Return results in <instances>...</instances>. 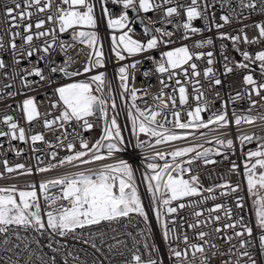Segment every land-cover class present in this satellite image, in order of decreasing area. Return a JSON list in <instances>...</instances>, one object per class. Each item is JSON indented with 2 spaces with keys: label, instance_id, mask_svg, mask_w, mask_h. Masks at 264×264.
<instances>
[{
  "label": "snow or ice",
  "instance_id": "6c2138e0",
  "mask_svg": "<svg viewBox=\"0 0 264 264\" xmlns=\"http://www.w3.org/2000/svg\"><path fill=\"white\" fill-rule=\"evenodd\" d=\"M108 2L98 0L100 16L97 15V0H9V4L4 5L8 27L0 35V78L8 83L0 82V99L22 95L24 98L17 108L27 124L42 119L50 130H62V134L52 143L45 140L44 133L29 135L30 129L21 127L14 116L5 115L0 118V124L5 126L0 128V138H6V150L16 157L22 156L24 150L17 148L12 141L30 143L34 154L39 151L35 147L37 142L50 149L66 150L67 154L60 157L59 152L53 150L45 155H34L35 164L32 165L9 164L7 159L0 160V179L50 173L65 166L78 170L50 179L0 186V246H8L14 239L16 243H12L11 248L28 250L30 244L40 242L39 237H46V247L53 253H59L68 245L58 238L66 241L71 236L100 252L96 237H99V244H104L108 232L103 227H107L115 234L110 237L115 243L108 245V251L123 247L124 251L117 253L125 257L123 264H213L214 260L219 264H264V128L259 133L242 130L244 126L258 123L264 126V49L253 54L239 47L241 43H264V20L244 24L238 35L219 32L236 17L247 19L245 10L250 13L258 10L264 14V0H238L235 7L219 17L222 23L216 22L212 9L215 3H220L221 8L231 5V0H190L188 4L173 3V0H110L125 10L148 12L160 9L164 13L162 22L167 24H173L174 17H184L174 24L175 32L166 27H156L154 31L145 27L144 32L150 37L146 41L130 35L132 29L127 12L115 17L106 7ZM101 18H107V27L120 33L111 35L110 51L119 64L116 69L120 89L118 97L127 109L126 119L130 121L133 139L124 135L125 127L120 123L117 96L113 95L111 82L104 71H97L105 68L107 63L98 34ZM197 20L204 22L203 28L195 25ZM249 27L257 31L251 39L244 31ZM213 28L218 31V39L230 40L234 50L243 58L241 61L230 58L223 51L227 46L222 44L221 56L225 62L222 75L226 77L237 69L246 71L242 77V89L234 95L228 93L227 100L220 91H214L224 83L213 66L217 62L214 51L193 52L187 44H181L160 52L159 59L150 54L159 51L161 46L173 44L176 32L181 33L178 38L184 41ZM65 33L69 40L62 38ZM213 43L210 37L202 38L193 46L203 49ZM77 46H83L79 51L88 50L81 69L73 68L77 61L71 50ZM58 55L62 56L59 61L56 59ZM9 56L10 61L6 59ZM205 58L207 67L201 71L195 61ZM124 61L128 62L121 63ZM145 61L152 62L153 67L144 70L142 75L150 78L156 74L160 90L152 97V104L144 100L145 107L141 108L137 100L148 96L149 90L135 87V80L136 72ZM253 65L258 67L261 79L255 78ZM81 76L84 79H74ZM201 77L208 82L207 89ZM64 78L71 79V82L59 83ZM13 88L15 91H11ZM48 88L52 89L51 96L56 99L49 97L50 110L41 113L37 97L29 93ZM209 91L213 92V97H209ZM138 93L142 95L138 96ZM129 98L130 104L127 103ZM216 99L221 101V105L213 110ZM241 100H247V109L238 111L231 107ZM54 112L58 114L54 115ZM97 116L102 121L101 134L90 146L82 132L96 127L91 118ZM233 127L236 129L235 137L230 135ZM70 136L73 140L68 139ZM142 136L145 139H141ZM189 138L202 139L203 142L142 155L140 164L143 171L121 157V154L155 149L159 145ZM74 140L79 141V147ZM254 142L255 148L244 150ZM205 144L213 146L205 147ZM0 148H5L4 140H0ZM237 149L244 157L243 176L252 202L254 226L243 215L234 216L232 207L224 203L200 208L208 200L232 197L243 191L239 183L233 185L223 177L222 183L205 188L194 170L197 162L205 166L217 164L213 158L216 156L228 160L229 153L235 155ZM94 164L98 166L82 168ZM239 169L240 165L232 161L228 171L238 173ZM138 171L140 183L145 186L147 202L140 192ZM196 197L200 199H193ZM186 208L193 209L192 222L179 215ZM235 208L244 210V196H235ZM222 217L225 222L221 225ZM134 218L143 224L135 236L132 232L122 233L116 227L126 220L123 227L127 229ZM153 219L159 226L163 250L155 240ZM185 224L187 229L194 231L197 242H191ZM93 226L101 227L92 231ZM254 227L257 230L255 234ZM78 229H87V237L84 238V232H78ZM229 230H232L231 234ZM120 235L132 237L131 247L126 241L117 239ZM217 241H222L227 248H222ZM11 248L7 250L11 251ZM72 255L70 251L65 253L64 264H69L67 257ZM39 260L40 264H56L55 256L48 259L41 256ZM74 261L78 262L79 257H74ZM8 264L18 262L9 258ZM93 264L100 262L94 261Z\"/></svg>",
  "mask_w": 264,
  "mask_h": 264
},
{
  "label": "built area",
  "instance_id": "2783aa9c",
  "mask_svg": "<svg viewBox=\"0 0 264 264\" xmlns=\"http://www.w3.org/2000/svg\"><path fill=\"white\" fill-rule=\"evenodd\" d=\"M59 2V0H57ZM181 3V4H188L190 3V0H173V3ZM238 0H231V5H225L223 8H221L220 3H215V7L212 9V11L215 13L216 16V22L222 23V21L219 20V17L221 15L227 14L231 7H235L237 5ZM9 4V0H0V35L4 34V30L8 27V23L5 18L4 14V5ZM106 7H108L113 15L115 17H118L122 12H127L128 15V23L129 27L132 29V32L130 35L133 36L134 39H138L141 41H146L147 38H150L149 36H146L144 29L147 27L150 31H154L156 27H166L169 31H176L174 24L181 22L184 17L181 16L179 18H172L174 20L173 24H167L163 23V17L164 13L162 10H150L148 12H144L142 10H133V9H123L120 5H114L110 2L107 3ZM100 5L97 0V15L100 16ZM240 9L237 8V12H239ZM133 12V14H131ZM235 17V13L233 14ZM244 16L247 17V19H243V17H236L232 20V22L229 25H225L224 28L220 29L219 32H225L230 35H238L239 30L243 27L244 24H253L254 22H258L261 20H264V14L259 13L257 10L254 13H250L249 11H244ZM196 26L203 28L204 22L202 20H197L194 22ZM244 31L248 34L249 38L257 35V31L254 27H249L244 29ZM98 34L101 37L103 48L105 55L107 57V63L106 67L102 69H97V71H104L106 74V78L109 82H111L112 88H113V95L117 96V104H118V111L120 112V123L123 127H125L124 135L126 138L133 139L130 136V121H127L126 119V111L127 109L122 105V102L120 101L118 97V93L120 89L118 88V79H117V73L116 69L118 68L119 64L115 60L114 54L110 51L111 48V35L116 34L119 35L120 33L116 30L109 29L107 27V18H101L99 20L98 25ZM180 32H176V35L173 37L174 43L171 45H168L167 47L161 46L159 51H153L150 54L154 56L156 59L160 58V52L169 50L172 47H178L181 46V44H187L193 52H199V51H214L215 53V60L217 61L213 66L217 70V74L220 76V78L223 80V84L221 86H217L214 91H220L222 96L225 100L228 98V93L235 94L236 91H240L242 89V77L246 74L245 70L237 69L233 73L228 74L226 77L222 75L224 69L223 64L225 63L222 56H221V45H226L227 47L223 50L225 54H227L230 58H234L236 61H241L243 58L240 55V53L236 52L233 48V44L230 40H221L218 39V31L213 28L212 31H204L201 35L194 36L189 40L181 41L178 37L180 36ZM212 38L213 39V45L209 47H205L203 49H197L195 48L194 42L196 40H200L202 38ZM63 39L69 40V35L67 33L63 34ZM8 37L5 35V41H7ZM19 43V41H18ZM83 46H77L76 49L71 50V55L76 58V63L73 65V68L81 69L83 64L85 63V60L87 59V49L85 48L84 51H79V49ZM241 50H247L250 53H255L258 50L264 49V43L260 44H252L247 45L241 43L239 45ZM140 58V57H137ZM8 61L11 60V57H6ZM56 59L59 61L62 59V56H57ZM206 59L195 61L198 64L199 69L202 71L205 67H207ZM128 61H124L121 63H126ZM153 64L150 61H145L143 67L136 72V80H135V87L137 88H148L149 95L144 97L143 100L138 99L137 104L141 107H145L144 100L147 101L148 104H152V97L155 96L159 90V79L156 74H153L150 78H145L142 73L144 70L152 68ZM256 69V79H261L259 75V70L256 65L252 66ZM90 75V74H89ZM183 79V77H180ZM74 79H84L83 76L76 77ZM0 82L2 83H8V81H3L2 78H0ZM71 82V79L64 78L62 80H59V83H69ZM201 82L204 84L205 89L208 87V82L203 80V77H201ZM151 85V87H149ZM16 87H19V84L16 85ZM3 91H8V89H3ZM11 91H15V88L11 89ZM165 91H170V89H166ZM189 91H191V88H189ZM47 93V95L45 94ZM52 89H42L38 93H29V95H35L37 97L38 107L39 111L41 113H47L50 110V102L49 97H51L52 100H55V96H51ZM209 97H213V92L209 91L207 93ZM138 96H141L142 93H138ZM24 97L22 95H17L16 97H5L4 99H0V118H2L5 115H12L16 118L17 121H19L20 126L24 127L28 131V134H34L36 132H41L45 134V140L51 141L52 143L56 142V137L61 136L62 130L59 131H52L47 126L43 124V120H37L34 121L31 125L27 124L25 120L23 119L22 112L19 111L17 108V104L23 99ZM253 99L259 100L258 97L253 96ZM127 103L130 104L131 100L130 98L127 99ZM221 105V101L216 99L214 100L213 110L216 108H219ZM248 102L247 100H241L237 102L235 105H231V107H235L238 111L244 110L248 108ZM260 105H257V108L259 109ZM58 114V112H54V115ZM207 114H205V117ZM183 118V117H182ZM96 124V127L89 131V132H82V135L90 141L91 143L95 142L96 139L101 134V124L102 121L97 117L91 118ZM74 127H77V125H73ZM5 126L0 124V128H4ZM262 128L264 126L260 125L259 123L255 126H244L242 129L243 131H249V132H261ZM79 130V129H78ZM69 131H71V128H69ZM230 135L235 137L236 135V129L233 127L230 131ZM69 140H73V137H69ZM141 139H145V137H141ZM207 139H211V137H208ZM0 140L5 141V148H0V160L7 159L9 161V164H16V163H24L26 165H32L35 164V160L33 159L34 155H45L46 153L50 151H58L59 156L63 157L67 154L66 150L62 149H50L46 144L37 142L35 147L39 150L37 153H33L32 151V145L30 143L25 144L19 141H12V143L17 147L24 150L23 155L20 157H16L14 153L7 151V143L6 138H0ZM67 142V141H66ZM77 147H79V141L74 140ZM203 140H193L192 138H189L187 140L182 141H176L171 144H163L157 146L155 149H143V150H137L136 153H127V154H121L122 158L128 159L134 167L139 168L140 171H143L141 164H140V158L142 155L150 154L153 151H171L176 147H185L188 146L191 143H201ZM213 145L205 144V147H212ZM256 143L247 145L245 147V151H247L248 148H255ZM229 159L224 160L222 156H216L213 157L218 161L217 164H209V165H203L202 162H197V164L194 166V170L199 174L201 178V182L205 188L209 186H213L216 184H220L223 182V180H229L233 185L239 183L243 189V191L233 194L232 197H219L216 200H208L206 203L201 204L200 208H211L216 203H224L227 206L232 207L234 216L236 215H243L245 217L246 221H251L253 223V226L255 224V216L254 212L252 210V202L251 199L248 197L247 194V188H246V180L243 176V163L244 157L240 155L239 149H237L236 154L232 155L229 153ZM120 158V157H118ZM170 160L171 157H168ZM45 160L47 162V157L45 156ZM232 161H235L237 164L240 165V169L238 170V173H230L229 167ZM111 162V161H107ZM160 163H163V161H160ZM98 165H86L82 166V168L86 167H96ZM78 169L72 168L71 166H65L64 168L56 169L50 173H43V174H36L30 177H17L16 179H0V180H12L15 184H24L26 182L31 181H40L43 179H50L53 177H56L58 175H63L66 172H73ZM82 170V169H81ZM140 171L136 173L137 175V181L140 185V192L145 198V202H147V195L145 194V186L143 183H140ZM223 177V180L221 179ZM6 184H2L0 186H4ZM55 191V190H53ZM207 195V193H205ZM217 195H219V190L217 191ZM241 195L245 197V208L243 211L235 208V196ZM193 199H200L199 197L193 198ZM193 209L186 208L184 210H181L179 215L182 217H187L188 222L193 221V217L191 215ZM219 213H214L213 215H216ZM151 215V213H150ZM207 215V213H205ZM203 219V217H201ZM225 222L224 218L222 217L220 224L222 225ZM127 223V221H123L121 225H118L119 231L124 232H132L133 236L136 235L137 231L140 228H143V224L139 222L138 218H134L133 224L129 225L127 229L123 227V224ZM216 225H213L212 227H215ZM98 227L101 226H93L92 231H96ZM153 228L155 230V240L156 243L161 247V249H164V245L160 241L159 237V226L155 223L153 219ZM185 229L188 232V235L191 239V242H197L195 240V233L191 229H187V224H185ZM103 230L105 232H108V236L105 237V243L99 244V237H96V242L98 246L100 247L101 251L97 252L95 249L91 248L90 245L82 243L81 240H75L71 236L66 238H58L61 240V242H66L68 247L66 249L61 250L59 253H53L51 249L46 247L47 244V238L46 237H39V243H32L29 246L28 250H21L17 248H11L12 243H16V241L13 239L8 246H0V264H8L9 258L16 260L18 264H25L27 261L28 264H40L39 257L43 256L45 259H48L51 256L56 257V264H64L65 260V253L66 252H72V256L67 257L69 264H93L94 261H99L100 264H123V261L125 257L118 255L117 253L119 251H124L123 247L119 249H113L112 252L108 251V245L115 243L114 240H112L110 237L112 235H115L114 233H111L110 230L107 227H103ZM208 230V229H204ZM78 232L83 231L85 236L87 237L88 230H77ZM195 231H199V229H196ZM232 230H229V234H231ZM255 227H254V234H255ZM213 237H210L212 239ZM118 240H124L128 244L129 247H131L132 244V237H129L127 235H120L117 236ZM221 244L222 248H227V245L223 244L222 241H217ZM43 245V246H42ZM175 246V245H173ZM183 247V245H181ZM8 248H11V251L7 250ZM127 255V253H126ZM74 257H79V261H74ZM213 264H219L218 260H214Z\"/></svg>",
  "mask_w": 264,
  "mask_h": 264
},
{
  "label": "bare ground",
  "instance_id": "6f19581e",
  "mask_svg": "<svg viewBox=\"0 0 264 264\" xmlns=\"http://www.w3.org/2000/svg\"><path fill=\"white\" fill-rule=\"evenodd\" d=\"M14 182L12 180H0V185L2 184H6V185H9V184H13Z\"/></svg>",
  "mask_w": 264,
  "mask_h": 264
},
{
  "label": "trees",
  "instance_id": "16d2710c",
  "mask_svg": "<svg viewBox=\"0 0 264 264\" xmlns=\"http://www.w3.org/2000/svg\"><path fill=\"white\" fill-rule=\"evenodd\" d=\"M0 170H2V165H0Z\"/></svg>",
  "mask_w": 264,
  "mask_h": 264
},
{
  "label": "water",
  "instance_id": "95a60500",
  "mask_svg": "<svg viewBox=\"0 0 264 264\" xmlns=\"http://www.w3.org/2000/svg\"><path fill=\"white\" fill-rule=\"evenodd\" d=\"M131 14H133V12H131ZM99 115V114H98Z\"/></svg>",
  "mask_w": 264,
  "mask_h": 264
}]
</instances>
